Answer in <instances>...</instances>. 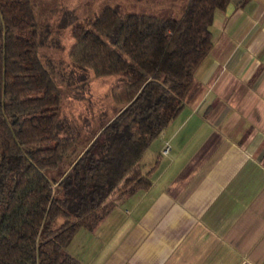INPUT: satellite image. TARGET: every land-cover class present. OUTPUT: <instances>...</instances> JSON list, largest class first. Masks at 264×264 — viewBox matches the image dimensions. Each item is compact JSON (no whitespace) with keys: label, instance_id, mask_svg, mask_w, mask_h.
<instances>
[{"label":"trees","instance_id":"obj_1","mask_svg":"<svg viewBox=\"0 0 264 264\" xmlns=\"http://www.w3.org/2000/svg\"><path fill=\"white\" fill-rule=\"evenodd\" d=\"M229 2L134 0L74 22L70 60L111 83L113 106L71 125L32 0H0V264H83L69 243L150 186L144 153L183 109Z\"/></svg>","mask_w":264,"mask_h":264},{"label":"crops","instance_id":"obj_2","mask_svg":"<svg viewBox=\"0 0 264 264\" xmlns=\"http://www.w3.org/2000/svg\"><path fill=\"white\" fill-rule=\"evenodd\" d=\"M210 33L183 109L144 153L148 189L69 243L83 264H264V0H230Z\"/></svg>","mask_w":264,"mask_h":264},{"label":"rangeland","instance_id":"obj_3","mask_svg":"<svg viewBox=\"0 0 264 264\" xmlns=\"http://www.w3.org/2000/svg\"><path fill=\"white\" fill-rule=\"evenodd\" d=\"M131 2L134 0H32L39 22V56L63 94V116L71 125L89 118L90 110L107 111L113 106L111 83L105 84L103 77H95L91 71H81L72 64L71 27L74 22L95 18L106 5L130 8ZM71 70L81 75L73 77Z\"/></svg>","mask_w":264,"mask_h":264},{"label":"built area","instance_id":"obj_4","mask_svg":"<svg viewBox=\"0 0 264 264\" xmlns=\"http://www.w3.org/2000/svg\"><path fill=\"white\" fill-rule=\"evenodd\" d=\"M171 150L170 144H165L164 147L161 150L162 155H167Z\"/></svg>","mask_w":264,"mask_h":264}]
</instances>
